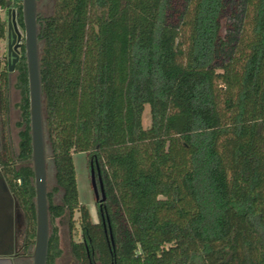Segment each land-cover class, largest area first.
Here are the masks:
<instances>
[{"label": "trees", "instance_id": "16d2710c", "mask_svg": "<svg viewBox=\"0 0 264 264\" xmlns=\"http://www.w3.org/2000/svg\"><path fill=\"white\" fill-rule=\"evenodd\" d=\"M38 41L53 168L46 264L61 255L53 221L65 213L81 264H264V0H54ZM17 70L14 154L0 68V170L33 244L24 56ZM74 152L99 167L96 222Z\"/></svg>", "mask_w": 264, "mask_h": 264}, {"label": "water", "instance_id": "95a60500", "mask_svg": "<svg viewBox=\"0 0 264 264\" xmlns=\"http://www.w3.org/2000/svg\"><path fill=\"white\" fill-rule=\"evenodd\" d=\"M8 1L6 2V5ZM21 13L24 28V46L26 58L27 86H28V106H29V127L31 142V166L33 171L34 203H35V233L32 244V264H46L48 241H49V221L47 210V150L45 145V126L43 120V96L40 78V44L38 41L37 26V0H21ZM7 14V39L11 36V28L20 34L12 18ZM14 34V32H13ZM9 43V42H8ZM11 45L8 44L10 53ZM12 55L17 57L15 52ZM15 61V59H14ZM12 68L10 67L9 70ZM90 183L96 202L101 203L105 199L102 179L97 162H92L89 166ZM17 199L11 194L7 183L0 172V228L4 227V213L18 209ZM110 234V233H109ZM111 238V235H110Z\"/></svg>", "mask_w": 264, "mask_h": 264}, {"label": "rangeland", "instance_id": "374dc122", "mask_svg": "<svg viewBox=\"0 0 264 264\" xmlns=\"http://www.w3.org/2000/svg\"><path fill=\"white\" fill-rule=\"evenodd\" d=\"M54 5V0H37V11L40 16L48 15L52 12ZM5 47L4 41H0V53ZM7 96H8V124L7 133L9 137V142L11 145L12 152L14 154L18 153V143L19 137L18 132L20 128L16 125L20 121V110L18 104L20 102L21 93L17 87V72H11L8 77L7 86ZM143 125L147 126L150 123L148 106L145 107L143 112ZM2 131V128H1ZM73 163L76 172V182L78 190V199L81 203H84L91 217V220L98 221V202L94 199V194L92 191L90 183V159L83 152L73 153ZM46 171H47V189L49 190L53 185V168L50 160L47 158L46 161ZM55 200H58V195L55 196ZM18 212L20 208L17 209ZM78 214H74V218L77 219ZM70 220L68 215L65 213L59 218L53 221V225L57 226L59 233V247L61 249V255L56 259L55 264H73L72 256L69 250V242L71 239L80 240V231L78 229V222L75 221V227L70 233L69 229ZM32 252V249H31Z\"/></svg>", "mask_w": 264, "mask_h": 264}, {"label": "flooded vegetation", "instance_id": "af4514ba", "mask_svg": "<svg viewBox=\"0 0 264 264\" xmlns=\"http://www.w3.org/2000/svg\"><path fill=\"white\" fill-rule=\"evenodd\" d=\"M7 1L8 4L6 5ZM19 3L21 4V0H3V2L0 0V24H4V35L0 38V41H4L5 43V47L0 53V68H6L7 78L9 77L11 72H17L18 77L19 72L17 70V65L22 59V56H24V62L26 64L23 22L21 25L19 21V14L17 11V6ZM7 14H9L11 22H13L12 18L14 19L20 37H18L17 32L14 30V28H11V36L9 39H7ZM39 16L40 15L37 11V26ZM8 42L11 45L9 54H7L9 44ZM12 52H15V54H17V57L12 55ZM10 67L12 68L11 70H9ZM3 216L5 218V221L4 227L2 228L3 230H1L0 228V264H32V243L27 235V223L25 215L23 214L21 209L19 212L17 209H14L10 213H4ZM72 262L73 264H81L73 256ZM95 264L97 263L95 262Z\"/></svg>", "mask_w": 264, "mask_h": 264}]
</instances>
